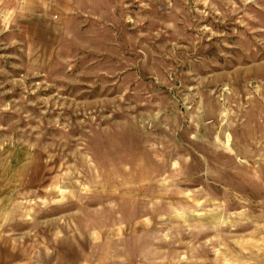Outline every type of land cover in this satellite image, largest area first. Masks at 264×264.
Wrapping results in <instances>:
<instances>
[{"label": "rangeland", "instance_id": "374dc122", "mask_svg": "<svg viewBox=\"0 0 264 264\" xmlns=\"http://www.w3.org/2000/svg\"><path fill=\"white\" fill-rule=\"evenodd\" d=\"M0 264H264V0H0Z\"/></svg>", "mask_w": 264, "mask_h": 264}]
</instances>
